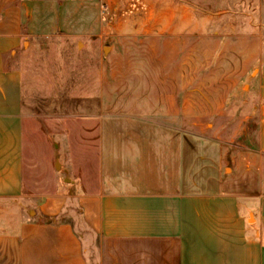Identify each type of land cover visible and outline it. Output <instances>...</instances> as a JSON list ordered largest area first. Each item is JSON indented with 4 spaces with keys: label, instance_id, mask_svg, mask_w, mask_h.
Here are the masks:
<instances>
[{
    "label": "crops",
    "instance_id": "crops-1",
    "mask_svg": "<svg viewBox=\"0 0 264 264\" xmlns=\"http://www.w3.org/2000/svg\"><path fill=\"white\" fill-rule=\"evenodd\" d=\"M252 1L201 0L207 7L215 2L236 8ZM204 10L196 13L201 24L237 14L232 17L238 32L246 29L249 38L264 39V24L256 23L254 11ZM168 13L191 31L187 6L169 5ZM160 15L159 9V20ZM100 33L95 0H0V210L25 197L31 171L27 139L36 113L24 93L23 72L8 57L14 59L32 38L61 34L85 41ZM247 50L258 61L264 40H249ZM259 87L258 142L264 153V63ZM46 103L41 107L47 113L86 121L54 134L62 162L65 158L61 181L54 193L43 195L33 216L0 231V264H95L86 256L85 235L62 220L68 200L95 237L96 264H264L262 156L224 153L206 144L198 158L184 129L151 119L113 120L103 96Z\"/></svg>",
    "mask_w": 264,
    "mask_h": 264
},
{
    "label": "rangeland",
    "instance_id": "rangeland-1",
    "mask_svg": "<svg viewBox=\"0 0 264 264\" xmlns=\"http://www.w3.org/2000/svg\"><path fill=\"white\" fill-rule=\"evenodd\" d=\"M95 1L101 15V33L96 38L75 41L61 34L32 38L14 59H7L23 72L24 93L33 100L36 113L27 139L31 171L25 197L0 210V231L33 216L43 195L56 191L65 158L62 162L54 134L65 131L67 125L86 121L47 113L41 107L45 102L52 106L57 100L77 96H103L113 120L151 119L184 129L197 156L207 144L224 153L262 156L264 162L258 142L263 118L259 74L264 51L257 61L247 50L249 40L262 43L264 39L249 38L240 27L238 32L232 17L237 14L227 13L225 18L207 24H201L196 14L201 8L205 12L224 7L254 11L256 23L264 24L260 0L240 8H236L238 4L215 2L207 7L201 0ZM169 5L171 9L184 5L191 10V31L168 13ZM243 21L240 18L239 23ZM79 156L85 159V152ZM68 157L70 166V153ZM66 204L62 220L73 223L85 235L86 256L96 264L95 237L81 226L75 202L68 200ZM71 210L74 213L68 215Z\"/></svg>",
    "mask_w": 264,
    "mask_h": 264
},
{
    "label": "water",
    "instance_id": "water-1",
    "mask_svg": "<svg viewBox=\"0 0 264 264\" xmlns=\"http://www.w3.org/2000/svg\"><path fill=\"white\" fill-rule=\"evenodd\" d=\"M59 167V166H58ZM68 182L70 181V180H67Z\"/></svg>",
    "mask_w": 264,
    "mask_h": 264
}]
</instances>
